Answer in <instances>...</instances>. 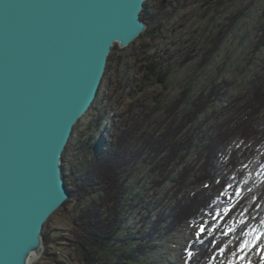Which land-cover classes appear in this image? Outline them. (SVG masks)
Here are the masks:
<instances>
[{"label": "rangeland", "instance_id": "rangeland-1", "mask_svg": "<svg viewBox=\"0 0 264 264\" xmlns=\"http://www.w3.org/2000/svg\"><path fill=\"white\" fill-rule=\"evenodd\" d=\"M145 5L141 15H146L148 30L125 48L113 46L97 97L75 124L62 166L69 187L76 190V172L124 134L129 161L117 181L125 183L127 197L132 199L122 213L124 232L120 237L128 240V249L139 243L148 247L138 264H187L192 242L207 234L224 236L237 224L234 218L206 230L207 219L202 216L167 233L174 206L184 205L189 194L203 189L202 185L189 184L202 180L199 169L205 141L217 135L219 126L225 127L237 117L251 99L252 90L263 83L264 0H147ZM151 62L158 64L163 83L155 74H147ZM199 105L206 106L205 110ZM257 122V129L264 133V112ZM164 133L175 136L173 142L179 149L173 156L164 152L156 157L152 148ZM232 144L218 148L213 155V175L235 179L234 169L229 172ZM257 145L251 139L240 145L239 152L255 149L238 159L237 167L243 173L257 158ZM215 181L212 183L220 179ZM239 183L241 179L236 180L234 189ZM230 188L228 184L219 187L214 199L234 198L235 190ZM97 199L94 191L84 197L75 192L68 198L45 224L43 234L49 237L48 243L31 264H76L71 247L76 230L73 219ZM255 210L254 218L245 220L248 227L239 240L232 238L226 240L227 247L220 246L225 255H220V248L215 249L201 264H262L264 251L259 250L264 249V198ZM244 240L256 246L250 244L251 251L241 261L237 248ZM119 245L124 246L122 242Z\"/></svg>", "mask_w": 264, "mask_h": 264}, {"label": "water", "instance_id": "water-1", "mask_svg": "<svg viewBox=\"0 0 264 264\" xmlns=\"http://www.w3.org/2000/svg\"><path fill=\"white\" fill-rule=\"evenodd\" d=\"M147 0H0V264H31L67 199L63 152Z\"/></svg>", "mask_w": 264, "mask_h": 264}, {"label": "trees", "instance_id": "trees-1", "mask_svg": "<svg viewBox=\"0 0 264 264\" xmlns=\"http://www.w3.org/2000/svg\"><path fill=\"white\" fill-rule=\"evenodd\" d=\"M145 3L143 10L146 7ZM145 13L146 11L143 14ZM141 19L145 21V31H147L149 24L146 15H141ZM149 58H152V56ZM157 68L158 64L151 62L146 67L147 74L151 76L155 74L157 80L163 83V76L160 75ZM262 82L252 90L251 99L247 101L245 107H242V112L237 117L227 121L225 127L219 126L217 135L205 141L207 145L203 148L204 153L201 158L203 162L199 172L202 174L200 182L207 181L208 183H190L189 186L191 187L202 185L203 189L196 191L193 196L189 194L188 199H185L184 205L176 204L175 209H173L175 211L173 223L167 229L169 234L178 227L192 223L202 216L207 219L204 226L206 230L212 226L217 227L221 222H225L224 220L228 221L237 218V224L230 227L224 236L221 235L219 237L218 234H207L201 239L192 242L189 245L188 253H191V255H189L187 264H201L213 250L220 248L221 245H226L227 247L226 240L233 238L235 242L237 235L240 234H237L236 230L241 228L245 220L251 217L254 218L255 206L264 198V133L257 129V119L264 112V80ZM199 107L203 111L206 108V106H203L204 109H202V105H199ZM191 111L189 110L186 113ZM174 137L164 133L159 140L156 139V143L152 148L154 155L158 157L161 153L166 152L169 156H173L174 151L179 149L175 147ZM125 138L123 135L117 137L115 144H111L106 150L95 153L86 166L76 172V190L69 187L64 173V166H62L69 198L75 192L80 197L88 196L92 191L99 195L97 201H93L75 217L76 219H73V225L76 230L71 247L76 252V264H138L147 252L148 247L142 243L135 244L134 247L128 249V240L126 241L120 237V234L124 232L122 213L129 207L128 200L132 199L127 197L128 188L125 187V183L121 185L117 181V175L122 174L129 161L127 158L129 153L125 146L127 138ZM249 139L258 142L257 158L251 163L249 170L243 173V169L237 167L238 159L247 157L249 152L255 149L239 152V148L242 142ZM230 142L233 144L229 153V172L234 169L235 179H232L230 175L222 177L220 174H212L213 155L218 148L227 146ZM189 146L190 143L186 144L184 149L188 150ZM190 175L189 177L193 178V175ZM215 179L216 181L220 179V181L212 183ZM237 179H241V183L234 189ZM96 180L98 181L96 182ZM176 184L179 185V183ZM225 184H228L231 190H235V197L229 201L214 199V191ZM206 185L207 187H205ZM209 186H211L210 189ZM237 192L240 195H236ZM66 202L61 207H64ZM152 229L157 230V226L153 225ZM230 229L233 234H229ZM48 240L49 237L44 233L43 245H46ZM121 242L124 246L119 245ZM228 245H230V242ZM57 264L69 263L57 261Z\"/></svg>", "mask_w": 264, "mask_h": 264}, {"label": "snow or ice", "instance_id": "snow-or-ice-1", "mask_svg": "<svg viewBox=\"0 0 264 264\" xmlns=\"http://www.w3.org/2000/svg\"><path fill=\"white\" fill-rule=\"evenodd\" d=\"M205 187H207V185ZM236 195H240V193L237 192ZM229 211H231V210H229ZM209 227H211V225H209ZM247 227H248V224H247V221H245L244 224L241 226V228L236 230V233L237 234L238 233H243L244 230ZM204 231H205V229L202 226L200 228V232L203 233ZM229 234H233L231 229L229 230ZM261 235H264V233H262ZM213 239H215V237H213ZM259 239H260V236H257L256 237V240L258 241ZM237 240H239V235H237ZM250 244H252V247H255L256 246L255 244H253L252 242H250L248 240H244L243 243H240L239 244V247L237 248V251L240 252V253H242L238 257L239 260H241V261L242 260H245L248 252L251 251V248L249 247ZM259 251H264V249H261ZM225 252H226L225 248H220L219 253H220L221 256H224L225 255ZM189 255H191V253H189ZM233 256H236V253L235 252L233 253ZM261 260H262V264H264V256L261 257ZM230 264H232V262H230ZM249 264H250V261H249Z\"/></svg>", "mask_w": 264, "mask_h": 264}, {"label": "bare ground", "instance_id": "bare-ground-1", "mask_svg": "<svg viewBox=\"0 0 264 264\" xmlns=\"http://www.w3.org/2000/svg\"><path fill=\"white\" fill-rule=\"evenodd\" d=\"M107 67V66H106ZM104 75H105V73H104ZM104 77V76H103ZM102 77V78H103ZM99 86H101V84L99 85ZM100 88V87H99ZM98 91H99V89H98ZM250 95V94H249ZM91 107V106H90ZM89 107V108H90ZM87 112V111H86ZM86 112H85V114H86ZM84 114V115H85ZM168 117V116H167ZM183 119V118H182ZM126 129V128H125ZM139 129V128H138ZM181 129V128H180ZM132 131V130H131ZM130 132V131H129ZM144 132V131H143ZM122 134V133H121ZM120 135V134H119ZM148 135V134H147ZM123 136H124V134H123ZM151 135H149L148 137H150ZM177 136V135H176ZM118 137V136H117ZM155 137V136H154ZM161 137V136H160ZM134 138V137H133ZM142 138V137H141ZM145 138V137H144ZM113 139H114V137H113ZM126 139V138H125ZM157 139V138H156ZM163 139H164V137H163ZM123 140V139H122ZM159 140V139H158ZM125 141V140H124ZM69 142V141H68ZM142 142V141H141ZM147 142V141H146ZM148 142H150V141H148ZM122 143V142H121ZM120 143V144H121ZM138 143V142H137ZM140 143V142H139ZM181 143V142H180ZM111 145V144H110ZM128 145V144H127ZM144 145H146V143H144ZM152 145V144H151ZM184 145V144H183ZM150 146V145H149ZM186 146V145H185ZM145 147V146H144ZM131 151V150H130ZM139 151V150H138ZM120 152V151H119ZM134 153V152H133ZM139 153V152H138ZM121 154H122V152H121ZM140 154V153H139ZM162 154V153H161ZM124 155V154H123ZM135 155V154H134ZM180 157V156H179ZM133 158V157H132ZM136 158V157H135ZM129 160V159H128ZM133 160V159H132ZM135 160V159H134ZM152 161V160H151ZM162 161V160H161ZM163 162V161H162ZM151 164V163H150ZM128 165V164H127ZM131 167V166H130ZM190 170V169H189ZM129 173V172H128ZM128 175V174H127ZM127 177V176H126ZM98 180H96V182H97ZM117 189V188H116ZM114 190V189H113ZM115 191V190H114ZM117 192V191H116ZM99 196V195H98ZM103 197V196H102ZM101 198V197H100ZM175 202V201H174ZM95 203V202H94ZM102 203V202H101ZM100 203V204H101ZM178 203V202H177ZM94 205H96V204H94ZM173 206V205H172ZM174 207H176V206H174ZM184 208V207H183ZM171 209V208H170ZM171 215V214H170ZM90 216V215H89ZM165 216V215H164ZM167 216V215H166ZM160 217V216H159ZM174 217V216H173ZM172 217V218H173ZM160 220H162V219H160ZM159 220V221H160ZM171 222V221H170ZM172 223H173V221H172ZM144 224V223H143ZM45 225V224H44ZM151 227H153V226H151ZM44 228V227H43ZM156 228V227H155ZM159 228V227H158ZM139 232V231H138ZM42 234H43V230H42ZM139 235V234H138ZM104 238H106V237H104ZM97 241V240H96ZM145 246V245H144ZM139 250V249H138ZM198 250V249H197Z\"/></svg>", "mask_w": 264, "mask_h": 264}]
</instances>
